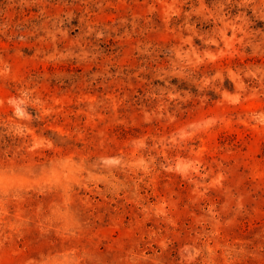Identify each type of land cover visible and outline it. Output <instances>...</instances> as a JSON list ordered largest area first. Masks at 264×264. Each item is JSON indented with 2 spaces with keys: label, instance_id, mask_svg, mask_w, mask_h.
<instances>
[{
  "label": "rangeland",
  "instance_id": "374dc122",
  "mask_svg": "<svg viewBox=\"0 0 264 264\" xmlns=\"http://www.w3.org/2000/svg\"><path fill=\"white\" fill-rule=\"evenodd\" d=\"M0 264H264V0H0Z\"/></svg>",
  "mask_w": 264,
  "mask_h": 264
}]
</instances>
